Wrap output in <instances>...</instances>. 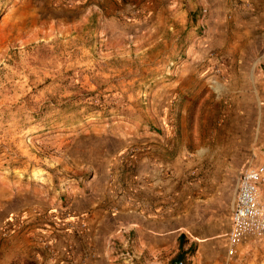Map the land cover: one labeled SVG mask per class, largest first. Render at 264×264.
Instances as JSON below:
<instances>
[{"label":"rangeland","instance_id":"obj_1","mask_svg":"<svg viewBox=\"0 0 264 264\" xmlns=\"http://www.w3.org/2000/svg\"><path fill=\"white\" fill-rule=\"evenodd\" d=\"M262 165L264 0H0V264H92L88 219L121 198L223 234ZM120 234L111 264L180 253ZM215 238L183 264H264V233Z\"/></svg>","mask_w":264,"mask_h":264},{"label":"crops","instance_id":"obj_2","mask_svg":"<svg viewBox=\"0 0 264 264\" xmlns=\"http://www.w3.org/2000/svg\"><path fill=\"white\" fill-rule=\"evenodd\" d=\"M238 178L239 175L236 183ZM101 185L103 184L99 181L92 183V191H90L88 200L97 199L100 194H104L106 186ZM97 186L101 188L97 189ZM117 207L118 210H116L115 215L107 216V214L92 213L88 219L90 227L87 234L88 245L92 247L95 255L92 264H111L112 241L110 240V234L113 232H121L120 235L124 238L126 245L127 235L133 233L135 235L134 247L140 253L151 255H157L163 248L178 245L180 237H185V240H188V246L197 244L200 256H202V249L209 248L214 244L212 243L214 237H218L215 238L217 240L225 238L226 247L229 249L228 234L232 229V208L227 215L224 233L210 234L207 230L198 231L195 221L160 216L158 212H144L133 209L127 200L123 198L119 200ZM106 220L113 221V225L107 231L105 229ZM188 231H191L190 237L186 234ZM222 236L225 237L222 238Z\"/></svg>","mask_w":264,"mask_h":264},{"label":"built area","instance_id":"obj_3","mask_svg":"<svg viewBox=\"0 0 264 264\" xmlns=\"http://www.w3.org/2000/svg\"><path fill=\"white\" fill-rule=\"evenodd\" d=\"M263 181L264 165L239 175L232 206V229L228 234L230 255H234L248 235L264 233V207L258 200L259 185Z\"/></svg>","mask_w":264,"mask_h":264},{"label":"trees","instance_id":"obj_4","mask_svg":"<svg viewBox=\"0 0 264 264\" xmlns=\"http://www.w3.org/2000/svg\"><path fill=\"white\" fill-rule=\"evenodd\" d=\"M181 238H180V253L177 255V257L174 260H172L170 264L183 263V261H185V259L187 258V255L189 254V250L188 251L183 250V241L181 240Z\"/></svg>","mask_w":264,"mask_h":264}]
</instances>
